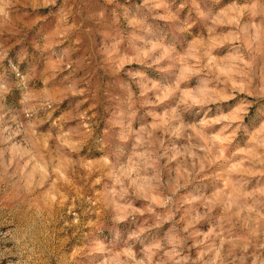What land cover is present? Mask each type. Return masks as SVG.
<instances>
[{"label": "rangeland", "instance_id": "rangeland-1", "mask_svg": "<svg viewBox=\"0 0 264 264\" xmlns=\"http://www.w3.org/2000/svg\"><path fill=\"white\" fill-rule=\"evenodd\" d=\"M0 264H264V0H0Z\"/></svg>", "mask_w": 264, "mask_h": 264}]
</instances>
